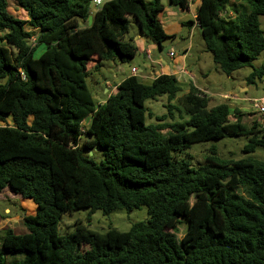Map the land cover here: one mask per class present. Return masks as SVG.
I'll return each mask as SVG.
<instances>
[{
  "label": "trees",
  "instance_id": "trees-1",
  "mask_svg": "<svg viewBox=\"0 0 264 264\" xmlns=\"http://www.w3.org/2000/svg\"><path fill=\"white\" fill-rule=\"evenodd\" d=\"M93 1L13 0L26 12L20 19L0 0V193L8 188L36 206L22 216L26 232L0 229V264H264V159H223L211 147L193 167L184 154L226 136H245L242 151L253 153L264 148L263 130L227 103L209 107L194 87L176 98L181 86L170 74L129 76L95 103L91 70L137 52L123 40L130 21L159 47L171 36L158 20L160 0ZM199 1L195 19L213 62L227 75L251 66L264 50V0H235L231 15L230 0ZM263 74L264 64L247 82ZM162 96L167 112L154 115L146 101ZM175 98L187 117L167 121ZM141 206L147 220L126 231L98 232L80 220L71 232L57 230L62 214L77 209Z\"/></svg>",
  "mask_w": 264,
  "mask_h": 264
},
{
  "label": "rangeland",
  "instance_id": "rangeland-1",
  "mask_svg": "<svg viewBox=\"0 0 264 264\" xmlns=\"http://www.w3.org/2000/svg\"><path fill=\"white\" fill-rule=\"evenodd\" d=\"M152 1V0H145ZM166 5L169 4L168 0H162ZM235 0H230L227 8L224 10L226 15H231V2ZM8 10L14 16L20 19H27L26 12L18 7L13 0H8ZM91 9L94 10L93 5ZM130 18V17H129ZM131 19V18H130ZM260 28L264 32V15L259 17ZM133 21H130L129 31L123 37L124 41H133L135 38V33L137 32V26ZM28 29V27H26ZM185 30V28H184ZM200 32H198L194 39L193 45L195 47L192 49L191 54H193V59L188 58V63H192L193 67L196 69L195 73L199 76V69L201 68L204 73H207L205 80L202 78L200 83L206 87H211L213 91H226L231 93H236L239 97L247 98H260L264 96V74L258 78L254 77L253 82H247V77L252 73L254 69L259 68L264 64V50L252 61L251 66L242 67L231 74L227 75L221 71L219 66L215 64L212 60L210 52H207L203 39L200 37ZM183 41L185 42L186 33L182 35ZM1 37V34H0ZM148 40V39H147ZM132 42V43H133ZM147 42L153 43L151 40ZM134 44V43H133ZM163 49L161 50V55H165L167 52L166 43H162ZM135 45V44H134ZM136 47V45H135ZM205 49V50H204ZM204 50V51H203ZM41 52L38 51L37 54ZM167 58V57H166ZM131 61L126 63H119L115 60L116 64H122L125 69H129L130 65L136 64L141 66L144 61L143 53L136 52L135 56L130 59ZM194 61L196 64L194 65ZM113 60H104L97 70H91V72L86 77V84L91 91L92 95H95L94 90L103 85L104 80H110L116 78L119 74L116 73ZM195 75V74H194ZM204 80V82H202ZM206 94V93H204ZM178 97L181 96L179 92ZM207 95V94H206ZM208 96V95H207ZM209 97L208 106H214L218 103H229L230 108H237L242 113L241 120L247 125H252L257 123L258 128L263 130L264 135V124L261 123L255 112L253 111L252 104L250 100L244 102L247 107L244 112L238 106L234 105L232 98L228 95L219 97ZM176 96V98H178ZM252 97V98H251ZM171 101L176 108L172 110L173 118H167V121L172 120H183L187 116L185 115L183 109L177 102V99ZM167 103L166 96H162L156 100L146 101V106L154 115L166 114L165 104ZM230 119L234 120L233 114L230 115ZM147 123H155L154 118H147ZM7 123L11 124V119H7ZM3 125V122H0ZM247 143V138L245 136H226L219 140H212L206 142L194 143L185 151V155L190 157V165L196 167L204 163V156L208 153L211 147H215L217 154L223 159H239L242 157H252L255 159H264V148L256 147L253 153H244L242 151L243 146ZM93 160L98 162L101 158V151L95 148L91 154ZM184 155V156H185ZM5 209H7L5 211ZM36 211V206L30 199L22 198L18 194H14L8 188H5L2 193H0V229L12 228L15 233H24L26 228L22 223V216L24 214H34ZM148 218L147 209L145 206H141L137 209L131 211L126 210H116L110 212L109 214H103L100 210L95 211L92 215H88V209L82 208L77 209L72 212H67L62 214L60 217V223L58 225V233L65 234L73 230V225L77 220H80L84 225H87L89 229L104 232L108 228L113 227L119 231L128 230L131 225L137 222H144ZM184 227L181 225L179 227L178 238L183 235Z\"/></svg>",
  "mask_w": 264,
  "mask_h": 264
},
{
  "label": "crops",
  "instance_id": "crops-1",
  "mask_svg": "<svg viewBox=\"0 0 264 264\" xmlns=\"http://www.w3.org/2000/svg\"><path fill=\"white\" fill-rule=\"evenodd\" d=\"M160 2L163 5V10L158 14V20L161 23L166 35L171 37L162 41L159 47L154 42H147L148 40L141 35L139 30H137V32L135 33L134 42H131L136 45L138 52L143 53L144 61L142 62V65L139 66L133 64L130 65L129 69H125L122 64L118 65L113 60V69L115 68L116 73L119 75L116 78H112L110 80L105 79L103 85L94 90L95 95H93V99L95 103H103L107 99V97L115 90V87L123 79L129 76L136 75L143 82H150L152 79L161 74H170L174 75L178 83L180 84L181 95L188 93L192 87L196 88L200 92L206 93L212 98H218V96L216 95H219V97L228 95V97H231L233 99L232 102L234 103V105L238 106L245 112L247 107L244 105V102H248L250 98H247L245 96L239 97L236 93L226 91H213L211 87L202 85L199 80H201L202 78L205 80V78L207 77V73H204L200 68L198 76L195 73L196 69L193 67L192 63H188V58L193 59V54H191V51L196 45H193V39L195 35L200 32L195 19L196 10L200 1L188 0V6L186 8H180L178 6H172L170 4L166 5L162 0H160ZM187 21L192 22L184 24ZM135 25L137 26V24ZM185 33L186 37L184 38V42L182 35ZM199 35L202 39L201 32ZM163 42L166 43L168 48L164 56L161 55ZM170 51L173 52L172 55L169 54ZM195 64L196 62L194 61V65ZM132 67L136 68V74L131 73ZM204 80L202 82H204ZM86 122L87 120L84 121L85 124ZM6 210L7 209H5V211Z\"/></svg>",
  "mask_w": 264,
  "mask_h": 264
},
{
  "label": "built area",
  "instance_id": "built-area-1",
  "mask_svg": "<svg viewBox=\"0 0 264 264\" xmlns=\"http://www.w3.org/2000/svg\"><path fill=\"white\" fill-rule=\"evenodd\" d=\"M102 2H103V0H94L93 5L97 7ZM169 54L172 55L173 52L170 51ZM131 73L136 74L137 73L136 68L132 67ZM250 102L252 104V108H253L255 114L257 115L258 120L264 124V96L260 97V98H252V99H250Z\"/></svg>",
  "mask_w": 264,
  "mask_h": 264
},
{
  "label": "water",
  "instance_id": "water-1",
  "mask_svg": "<svg viewBox=\"0 0 264 264\" xmlns=\"http://www.w3.org/2000/svg\"><path fill=\"white\" fill-rule=\"evenodd\" d=\"M91 21H92V17H91V16H89V17H88V24H90V23H91ZM89 154H91V151H89Z\"/></svg>",
  "mask_w": 264,
  "mask_h": 264
}]
</instances>
